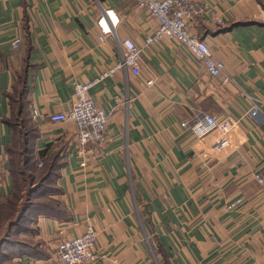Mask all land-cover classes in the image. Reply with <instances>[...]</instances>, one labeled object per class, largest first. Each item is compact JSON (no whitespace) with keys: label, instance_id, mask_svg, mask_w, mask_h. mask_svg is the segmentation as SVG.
I'll use <instances>...</instances> for the list:
<instances>
[{"label":"crops","instance_id":"obj_1","mask_svg":"<svg viewBox=\"0 0 264 264\" xmlns=\"http://www.w3.org/2000/svg\"><path fill=\"white\" fill-rule=\"evenodd\" d=\"M98 1L118 19L114 36L99 39L96 0H0V196L14 193L21 158L34 172L47 165L60 205L27 217L18 264H52L57 242L87 223L99 258L81 264H264V183L254 178L264 171V0H202L190 27L229 82L163 38L144 47L138 74L120 68L93 84L110 116L105 141L87 145L81 165L76 125L48 115L70 107L73 80L121 59L118 42L141 46L157 23L135 0ZM204 114L237 119L225 151L210 148L219 133L197 140L181 126Z\"/></svg>","mask_w":264,"mask_h":264},{"label":"built area","instance_id":"obj_2","mask_svg":"<svg viewBox=\"0 0 264 264\" xmlns=\"http://www.w3.org/2000/svg\"><path fill=\"white\" fill-rule=\"evenodd\" d=\"M101 7V15L97 23L101 30L99 39L104 35L114 36V28L118 22L112 9ZM137 7L145 8L157 23L151 32L143 39L141 46L137 45L130 38H125L118 42L121 50V59L97 73L95 77L87 81L73 80V98L68 109L50 113L48 118L52 122H73L76 125L74 146L78 148L79 155L82 156L81 165L85 164L87 156L85 148L87 145H100L106 139L105 132L110 112L99 107L92 99L89 88L112 75L120 68H129L134 74L139 73L140 59L144 47L150 44L159 43L163 38L172 39L183 45L197 59H199L207 73L212 77L220 76L222 82H229L230 78L224 73V63L214 57L210 52L207 43L190 30L191 25L205 12L206 7L202 0H135ZM109 18L110 25L104 19ZM218 23L222 21L216 19ZM20 42V36L16 35L11 40V46L16 48ZM146 85L153 83V79H147ZM251 106L246 111L249 115H254L259 110L258 98H251ZM36 110L32 115L36 116ZM237 119L232 117H216L204 114L201 118L191 122L182 121L181 126L190 130L197 140L210 137L213 133H219V137L211 144L212 151H225L229 145L227 133L236 125ZM2 155L0 154V189L2 183ZM39 161L38 165L41 166ZM258 184L264 183V171L254 174ZM239 201V200H237ZM97 253V232L91 223H87L83 231L79 234L61 238L56 245L52 264H81L94 263L98 260Z\"/></svg>","mask_w":264,"mask_h":264},{"label":"rangeland","instance_id":"obj_3","mask_svg":"<svg viewBox=\"0 0 264 264\" xmlns=\"http://www.w3.org/2000/svg\"><path fill=\"white\" fill-rule=\"evenodd\" d=\"M21 158L14 163L13 173L16 179L14 193L10 197L0 196V264H18L15 259L18 254L17 240L20 239L19 230L30 217V213L57 210L60 205L55 198L57 192L53 185V177L47 165L37 172L23 166ZM47 178L45 181L43 179ZM53 194V197H52ZM27 208L28 214L19 219L20 214ZM20 224L12 225L15 221ZM18 221V222H19Z\"/></svg>","mask_w":264,"mask_h":264}]
</instances>
